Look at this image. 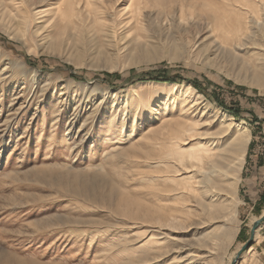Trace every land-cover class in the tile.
Listing matches in <instances>:
<instances>
[{"label": "rangeland", "instance_id": "1", "mask_svg": "<svg viewBox=\"0 0 264 264\" xmlns=\"http://www.w3.org/2000/svg\"><path fill=\"white\" fill-rule=\"evenodd\" d=\"M58 1L0 0V264H144L147 238L168 230L149 221L158 205L189 243L203 230L195 193L158 155L217 138L228 115L250 131L238 232L202 252L264 264V29L219 45L201 5L180 17L170 0H91L98 17L73 0L83 18L63 22Z\"/></svg>", "mask_w": 264, "mask_h": 264}, {"label": "bare ground", "instance_id": "2", "mask_svg": "<svg viewBox=\"0 0 264 264\" xmlns=\"http://www.w3.org/2000/svg\"><path fill=\"white\" fill-rule=\"evenodd\" d=\"M139 1L132 0L130 2L136 3ZM98 2L102 1L98 0ZM94 4L96 3L91 2V0H85L82 6L87 10L88 7ZM79 5L80 1L59 0L53 15H59L60 20L63 22L72 20L74 16L79 17L81 20L83 14ZM100 5L102 4L100 3ZM100 5L96 4L94 6L93 15L100 17L103 6ZM197 5H201L206 9V24L208 26L204 27L215 34L214 41L219 45L225 43L231 45L240 39L252 40L255 34L257 35L258 32L264 29V0H170L168 7L174 13L175 9L176 11L178 9L180 17L186 15V10L193 17ZM42 12L44 11L40 10L37 14L40 15ZM47 12L51 13L52 9H48ZM86 16H92V13L88 10ZM190 29H193L194 33L196 30V34L199 35L203 27L198 23ZM260 81L261 79H256V84L259 85ZM188 90L197 94L192 86H189ZM199 98L201 97H197L195 102ZM198 124L197 121L182 124V126L180 124L179 130L177 128L172 131L174 132L173 136L176 138L182 135L183 131H194ZM208 135L209 133L195 132V137L201 139L208 138ZM215 136L217 138L195 142L187 149L172 146L170 147L172 149H166L161 154L158 152L160 157L158 161L164 162L167 167H171L175 163L182 165L181 170L185 175L177 173L178 178L166 179L173 182L174 185L178 184L192 188V192L195 193L196 210L199 212L198 217L203 230L199 232L195 225L193 238L189 243L183 244V241L175 235V230L180 225L176 214L165 205L150 206L147 211L151 224L158 225L159 229L165 227L168 230L160 233L162 237L154 234L149 236L142 246L145 251H149L136 260H142L144 264H160L166 259H170L171 264H183L186 261L187 264H218V257L208 259V255L204 254L202 250L204 249L210 255H213L214 253L207 250L209 247L220 244L223 240L229 236H235L238 232V227L235 224L237 210L236 204L233 202V194L239 181L250 139V131L244 125L234 124L233 117L228 115L226 121L219 123L218 135ZM177 171L176 169L173 172L176 173ZM136 208H138V205H136ZM260 238L257 233L256 239L259 240ZM185 245L187 247L186 251L184 250ZM153 246L158 248L151 249ZM151 254L153 257H151Z\"/></svg>", "mask_w": 264, "mask_h": 264}, {"label": "trees", "instance_id": "3", "mask_svg": "<svg viewBox=\"0 0 264 264\" xmlns=\"http://www.w3.org/2000/svg\"><path fill=\"white\" fill-rule=\"evenodd\" d=\"M105 76H106L107 78H111V77L117 78V77H119L117 74H113V75H111V74H106ZM194 86H195V87H198L197 84H194ZM231 113H232V114H235V112H232V111H231Z\"/></svg>", "mask_w": 264, "mask_h": 264}, {"label": "water", "instance_id": "4", "mask_svg": "<svg viewBox=\"0 0 264 264\" xmlns=\"http://www.w3.org/2000/svg\"><path fill=\"white\" fill-rule=\"evenodd\" d=\"M258 223H259V222L257 221V222L254 224L253 229H252V233H253L254 229L257 227ZM250 243H251V242H250ZM250 243H249V244H250Z\"/></svg>", "mask_w": 264, "mask_h": 264}]
</instances>
